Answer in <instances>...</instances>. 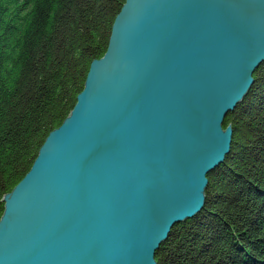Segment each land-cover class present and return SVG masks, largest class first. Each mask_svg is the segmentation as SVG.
Instances as JSON below:
<instances>
[{"label": "water", "instance_id": "water-1", "mask_svg": "<svg viewBox=\"0 0 264 264\" xmlns=\"http://www.w3.org/2000/svg\"><path fill=\"white\" fill-rule=\"evenodd\" d=\"M264 0H124L104 53L2 197L0 264H157L229 153Z\"/></svg>", "mask_w": 264, "mask_h": 264}, {"label": "trees", "instance_id": "trees-1", "mask_svg": "<svg viewBox=\"0 0 264 264\" xmlns=\"http://www.w3.org/2000/svg\"><path fill=\"white\" fill-rule=\"evenodd\" d=\"M123 2L0 0V215L3 195L73 107ZM253 78L224 118L230 150L207 174L204 206L171 228L157 264H264V61Z\"/></svg>", "mask_w": 264, "mask_h": 264}]
</instances>
